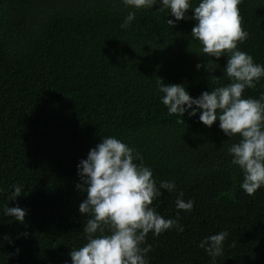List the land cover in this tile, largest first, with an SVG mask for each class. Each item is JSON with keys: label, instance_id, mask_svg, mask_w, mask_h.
Listing matches in <instances>:
<instances>
[{"label": "trees", "instance_id": "trees-1", "mask_svg": "<svg viewBox=\"0 0 264 264\" xmlns=\"http://www.w3.org/2000/svg\"><path fill=\"white\" fill-rule=\"evenodd\" d=\"M158 7L135 11L121 29L128 9L120 0H0V211L26 210L23 223L0 212V237L11 240L0 239V264H71L87 218L77 210L85 193L75 187L76 165L105 136L139 152L157 186L176 185L159 189L151 206L166 219L178 214L184 230L150 231L141 245L151 246L148 264H264V187L251 196L239 187L226 151L237 137L217 121L204 126L199 113L168 114L157 91V78L193 98L223 86L226 59L200 52L195 21L172 27ZM238 8L248 37L237 47L264 65V0ZM261 93L264 78L242 95ZM13 185L22 189L14 200ZM181 192L191 211L176 209ZM220 231L228 236L213 261L198 244Z\"/></svg>", "mask_w": 264, "mask_h": 264}, {"label": "clouds", "instance_id": "clouds-1", "mask_svg": "<svg viewBox=\"0 0 264 264\" xmlns=\"http://www.w3.org/2000/svg\"><path fill=\"white\" fill-rule=\"evenodd\" d=\"M120 3L128 9L119 25L121 29L129 27L135 11L158 5L157 11L167 10L168 16L173 17L167 19L172 27L182 19L195 21L191 37L198 41L201 53L225 57L223 75L228 83L193 98L183 84L165 85L157 78V91L162 94L160 103L170 115L182 117L187 112L191 117L199 113L198 121L204 126L211 127L217 121L226 137H237L226 151L229 164L241 172L239 187L249 196L264 187V93L256 99L242 95L246 88H254L264 78V65L255 63L251 55L237 47L248 37L241 27L238 8L241 0H198L195 6L190 0H120ZM189 9L191 17L186 15ZM201 67L200 63L195 65L197 70ZM204 67L209 73L216 68L207 64ZM209 79L217 77L210 75ZM76 174L79 183L75 187L85 193L77 210L87 218L83 225L85 242L68 253L71 264H148L146 254L151 246L141 245L150 231L157 236L172 228L177 232L184 230L178 223V214L166 219L151 206L161 196L159 189L171 194L175 183L166 180L157 186L141 154L116 137H100L76 165ZM21 191V186L13 185L11 199L20 196ZM182 196V192L178 193L176 209L191 211L193 201L185 202ZM0 212L19 223L24 222L26 215V210L7 204ZM227 236V231L208 235L198 247L214 261L222 254ZM0 239L11 243L6 235Z\"/></svg>", "mask_w": 264, "mask_h": 264}]
</instances>
